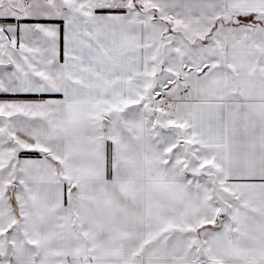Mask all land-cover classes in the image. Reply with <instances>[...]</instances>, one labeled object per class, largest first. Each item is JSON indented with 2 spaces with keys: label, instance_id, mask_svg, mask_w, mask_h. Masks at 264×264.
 <instances>
[{
  "label": "snow or ice",
  "instance_id": "obj_1",
  "mask_svg": "<svg viewBox=\"0 0 264 264\" xmlns=\"http://www.w3.org/2000/svg\"><path fill=\"white\" fill-rule=\"evenodd\" d=\"M0 94V264H264V0H0Z\"/></svg>",
  "mask_w": 264,
  "mask_h": 264
},
{
  "label": "crops",
  "instance_id": "obj_2",
  "mask_svg": "<svg viewBox=\"0 0 264 264\" xmlns=\"http://www.w3.org/2000/svg\"><path fill=\"white\" fill-rule=\"evenodd\" d=\"M108 10H97V14H107ZM35 22H39L45 25H59L61 28V39H60V59H61V63L63 62V21L59 20V19H41L39 21H33V20H28V21H24V23H35ZM26 98H32V97H28V96H24V95H20V96H12L10 94H0V100H4V99H26Z\"/></svg>",
  "mask_w": 264,
  "mask_h": 264
}]
</instances>
